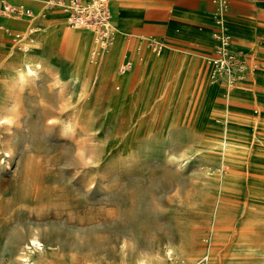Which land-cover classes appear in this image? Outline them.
Wrapping results in <instances>:
<instances>
[{
    "label": "rangeland",
    "instance_id": "rangeland-1",
    "mask_svg": "<svg viewBox=\"0 0 264 264\" xmlns=\"http://www.w3.org/2000/svg\"><path fill=\"white\" fill-rule=\"evenodd\" d=\"M11 1L18 10L2 20L0 64L18 65L28 55L42 67L20 84L0 70L5 78L0 77V117L10 119H0V264H16L26 245L31 264H134L149 251L157 255L156 264H198L203 257L206 264H264V166L257 165L264 163V111L234 78L223 82L231 71L224 37L225 51L205 58L204 84L218 92L214 101L197 88L200 70L181 61L171 84L180 98L165 116L171 85L161 55L167 44L132 28L141 16L135 0H125V10L123 0H106L108 24L126 40L115 77L105 75L101 63L80 74L76 85L68 84L71 40H62L53 52L44 43L24 49L18 42L21 28L5 21L15 15L34 29L60 23L68 32L95 26L69 22L71 0ZM36 34L28 36L37 39ZM97 34L101 45H109L100 28ZM136 54L148 60L134 77L135 99L120 110L116 103L122 96L111 98L129 87ZM154 60L161 64L159 79ZM156 80L164 88L160 107ZM70 115L77 127L63 133L60 122ZM223 115L228 123L217 120ZM48 117L55 121L48 124ZM218 123L244 145L248 166H224L222 151L204 134ZM33 237L40 245L30 243Z\"/></svg>",
    "mask_w": 264,
    "mask_h": 264
},
{
    "label": "crops",
    "instance_id": "crops-1",
    "mask_svg": "<svg viewBox=\"0 0 264 264\" xmlns=\"http://www.w3.org/2000/svg\"><path fill=\"white\" fill-rule=\"evenodd\" d=\"M135 2L139 5L141 16L140 21L132 25V28L142 33L139 36L148 35L151 39L158 37L167 44L161 61L168 68V84L173 83L174 72L181 61L194 71L201 70V83L209 69L205 58L220 52L222 48L225 51L222 42L224 37V42L227 41L225 53L229 55L231 71L223 82L234 78L236 87L252 94L254 105L264 111V103L259 102L264 99V0ZM44 44L48 46L47 41ZM190 90L189 81L186 87L188 100L193 98ZM220 90V94L224 95L223 89ZM222 101V106L226 108L225 98Z\"/></svg>",
    "mask_w": 264,
    "mask_h": 264
},
{
    "label": "bare ground",
    "instance_id": "bare-ground-1",
    "mask_svg": "<svg viewBox=\"0 0 264 264\" xmlns=\"http://www.w3.org/2000/svg\"><path fill=\"white\" fill-rule=\"evenodd\" d=\"M116 1L119 2L121 0H116ZM124 1L125 0H123V9L125 6ZM41 4L37 8L39 11L42 8ZM109 13H110V10H109ZM4 17H2L1 23ZM23 23L24 25L26 23L27 28L24 29V26H21L23 25ZM5 24L7 25V27L12 26V27L19 28V29L21 28L20 30L21 35H19L21 38L18 42L19 44L23 45L24 49H28L29 47L36 49L37 46L44 43V41H47L50 51L53 52L56 50V47L59 46V43L62 42V40L63 41L65 39L71 40V42H73V48L71 50L72 73H71L70 81L68 83L69 85L71 84L76 85L79 81L80 74L82 73L85 74L91 71L93 72L95 69H98L101 63H103L104 65V74L115 77V66L119 62H121L123 58V52L125 51V47H126V42H125L126 40H123V33L121 32L115 33V31L113 30V26L110 23H109V32H108L109 37L106 36L109 38V45L107 46L101 45V42L103 43L104 39L98 36L96 27H93L87 30L68 32V31L63 30L60 23H47V24L38 25L36 26V29H34L25 20L19 21L17 19V16L15 15L13 16L9 15L5 21ZM34 30L37 31V34H36L37 39H31L28 36V34L30 32H33ZM119 31H121V29H119ZM1 39H3V36H1L0 34V40ZM97 40L99 42V46L101 47L98 46ZM7 52H8V57H9L13 52L12 48H10ZM147 60H148L147 57L143 58L141 54L135 55L134 57L135 68L133 72L127 77V80H126V82L129 83L128 84L129 87L128 86L125 87L124 95L121 94L120 96L111 98V101H116L118 98L122 96L120 98V101L116 103V106H118L120 110L124 109L125 102L135 99L133 96L134 91L132 90L133 84L135 82L134 80L140 71V67ZM41 67H42V64L39 61L32 59L28 55H24L22 57L21 63H19L18 65H15L13 63L7 64V65L4 63L0 64V70L12 73L14 77L16 78V82L18 84H20L24 79H26V77L36 76L38 70ZM152 67L154 68L153 71L155 73V77L159 79V76L162 73L161 64L158 61L154 60ZM200 74H201V70L199 71V76ZM0 77L2 79H5L1 75ZM159 84H160V80H158L156 84V87H157L156 92H158V94L156 95V98H157L158 106L160 107L161 102L158 101L159 92L161 93V90L162 89L164 90V88L163 87L161 88V85ZM197 88L201 93L205 91V93H207V95H205L207 97L206 99H209L211 102L214 101L215 96L218 94L216 89L207 88L204 84V80L200 83L199 78H198ZM130 89H131V92L127 93L128 91H130ZM177 98H180L179 91L177 90L176 87L171 85L166 101L163 106V115L166 116L170 114L169 111H170L171 102ZM210 117H211V120L214 119L212 114ZM0 119L2 120V122H10V119L6 115L1 116ZM46 120L48 124L53 123L55 121L53 117H48ZM217 120H222L223 123H228L229 117L225 115L222 119L219 118ZM223 123H218L216 128H212V129L210 128L208 132L204 133L206 138L208 139V142H210L214 146L216 145L222 151L224 166L229 165V164L233 166L238 163L244 164L245 163V160L243 159L244 158V145L240 142V140L226 133L225 124ZM76 124H77L76 116L70 115L60 122V130L63 133L72 132L77 127ZM6 155L8 156L9 154L7 153ZM245 164L248 166L247 163ZM257 165L264 166V163H260ZM223 169H226V168H223ZM233 219L237 220V217ZM219 229H220L219 227H216V231L214 235V237L215 236L217 237V240H220L219 237H221L219 236L221 234V230ZM17 243L18 242H15L11 246V248L15 247ZM30 243L40 245V241L37 240V238L35 237L30 239ZM27 248H28V245L20 249L18 258L16 259V264H31L27 258ZM193 248H197V245L196 246L193 245ZM213 249L217 250L215 247H213ZM228 251L234 252L231 250H228ZM8 259H9V255L6 257L5 260L8 261ZM158 260L159 259L157 255L154 252L149 251L146 257L138 258L134 262V264H156ZM211 264H213V262Z\"/></svg>",
    "mask_w": 264,
    "mask_h": 264
},
{
    "label": "built area",
    "instance_id": "built-area-1",
    "mask_svg": "<svg viewBox=\"0 0 264 264\" xmlns=\"http://www.w3.org/2000/svg\"><path fill=\"white\" fill-rule=\"evenodd\" d=\"M69 22L74 26L94 25L101 29V34L108 36L109 9L105 0H92V3L83 0L70 1ZM18 8L8 0H0V29L2 17L17 13ZM207 257H203L198 264H206Z\"/></svg>",
    "mask_w": 264,
    "mask_h": 264
}]
</instances>
